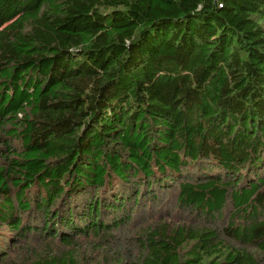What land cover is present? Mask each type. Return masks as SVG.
<instances>
[{
  "label": "trees",
  "instance_id": "trees-1",
  "mask_svg": "<svg viewBox=\"0 0 264 264\" xmlns=\"http://www.w3.org/2000/svg\"><path fill=\"white\" fill-rule=\"evenodd\" d=\"M172 187L228 228L159 222L111 253ZM2 229L93 237L99 264H264V0H0ZM7 239L0 264H82Z\"/></svg>",
  "mask_w": 264,
  "mask_h": 264
},
{
  "label": "rangeland",
  "instance_id": "rangeland-1",
  "mask_svg": "<svg viewBox=\"0 0 264 264\" xmlns=\"http://www.w3.org/2000/svg\"><path fill=\"white\" fill-rule=\"evenodd\" d=\"M175 189L176 187H172L167 193L163 192L160 196L161 199L156 204L150 202L141 207L138 210L139 214L132 222L128 223V225L126 224V226L120 230H117L112 237L113 240L111 241V247L109 249L111 253L119 251L122 256H135L138 251L135 236L137 237L138 234L142 233V230L159 222L165 224L170 223L173 226L178 224H191L196 227L207 226L206 228L217 229L219 232L228 228L231 216L234 212L233 210L230 211L228 209L224 211L221 216L214 219L196 216L193 212L177 204ZM239 220L240 219H236V222ZM35 222L34 220V224ZM36 224H39V226L42 225L40 220L36 222ZM15 235V233H9L7 229L0 230V240L4 239V237L11 238V240L7 239V254L13 260H17V262L26 254L25 251L28 246H30L31 251H36L37 253H42L45 248L57 251L58 253L72 251L77 255L78 260L82 264H84L86 260L88 264H93L95 262L99 264L105 261L106 258H111V254L106 252L105 249H101L102 244L97 242V239L93 237L77 238L75 245L68 249L66 248L67 246H64L57 239L52 240L51 238H46L40 233H32L27 240L22 241H14L13 239H16Z\"/></svg>",
  "mask_w": 264,
  "mask_h": 264
}]
</instances>
